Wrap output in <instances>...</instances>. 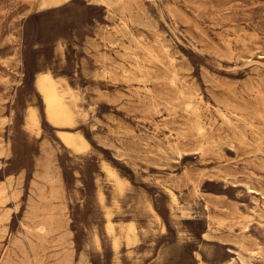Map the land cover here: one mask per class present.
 I'll return each mask as SVG.
<instances>
[{"label": "rangeland", "instance_id": "rangeland-1", "mask_svg": "<svg viewBox=\"0 0 264 264\" xmlns=\"http://www.w3.org/2000/svg\"><path fill=\"white\" fill-rule=\"evenodd\" d=\"M0 264H264V0H0Z\"/></svg>", "mask_w": 264, "mask_h": 264}, {"label": "bare ground", "instance_id": "bare-ground-1", "mask_svg": "<svg viewBox=\"0 0 264 264\" xmlns=\"http://www.w3.org/2000/svg\"><path fill=\"white\" fill-rule=\"evenodd\" d=\"M120 0H97V2L101 3L103 6H111L113 4L118 3ZM127 2V1H126ZM124 3V2H123ZM130 3V2H129ZM131 5V4H130ZM121 6V5H120ZM125 4L123 5V7ZM128 6V5H127ZM113 7V6H112ZM116 5L113 7L115 8ZM129 7V6H128ZM111 9V7H109ZM125 11L126 6L124 7ZM130 8V7H129ZM109 10V9H108ZM131 10V9H129ZM122 11V10H120ZM126 13V12H124ZM133 13V12H132ZM123 18V17H122ZM125 19V18H124ZM122 21V20H121ZM126 21V20H125ZM122 26V25H121ZM125 26V25H124ZM123 26V29H124ZM120 28V27H119ZM119 30V29H118ZM126 30V29H125ZM122 32V31H120ZM119 33V32H118ZM123 33V32H122ZM130 33V32H129ZM128 33V34H129ZM133 33V32H132ZM131 33V34H132ZM135 34V33H134ZM127 35V33H126ZM112 36V35H111ZM113 38V36L111 37ZM138 38V37H137ZM140 42V41H139ZM142 43V41H141ZM140 45V44H139ZM143 45V44H142ZM145 47V46H144ZM147 49V47H146ZM149 50V49H147ZM128 51V50H127ZM146 51V50H145ZM154 53V52H153ZM152 54V53H151ZM134 57V56H133ZM136 58V57H135ZM141 68V67H140ZM144 71V70H143ZM145 72V71H144ZM125 75V74H123ZM127 75V74H126ZM36 87L43 99L44 106H45V113L47 121L55 126V127H71L74 125L75 122V112L70 103L68 102V97L73 92L70 87L68 88L67 83L64 79L61 77H56L51 71H45L40 73L36 78ZM152 90V89H150ZM184 93V92H183ZM73 95V94H72ZM103 98V97H102ZM106 98V97H105ZM78 99V98H77ZM175 100V99H174ZM224 101V100H223ZM230 101V100H229ZM222 103V101H221ZM232 103V102H231ZM73 104V103H72ZM235 104V103H234ZM191 106V105H190ZM74 107V106H73ZM172 109V108H171ZM189 110V109H188ZM221 113V112H220ZM221 117V116H220ZM226 118V122L228 117L224 116ZM211 120V119H210ZM224 120V119H223ZM225 121V120H224ZM200 122V121H199ZM202 123V122H200ZM28 125L30 128H38L39 129V118L36 110L31 109L29 113V119H28ZM186 126V125H185ZM199 129L201 132H206V128L203 125L199 126ZM212 130V129H211ZM59 137L61 138L62 142L66 145V147L72 149L74 152L79 153L82 150L86 149L88 147L86 139L83 137L82 134L77 133H71L66 131H58ZM238 132V131H237ZM235 135V134H234ZM245 136V135H244ZM258 143V142H257ZM251 146V145H250ZM10 148V147H9ZM6 150V149H5ZM6 152V151H5ZM253 153V152H252ZM261 153V152H260ZM168 158V157H167ZM262 158V157H261ZM40 164V163H39ZM49 164V163H48ZM112 171V170H111ZM110 174V173H109ZM111 174H113L111 172ZM21 177V176H20ZM112 177V176H111ZM12 178V176H11ZM4 188V187H3ZM5 195V194H4ZM4 197V196H2ZM99 197L101 201H104V194L100 191ZM170 197L173 202H178L177 197L175 193L170 190ZM6 198V197H4ZM3 199V198H2ZM4 203V202H3ZM51 213V212H49ZM51 214H49V218ZM46 217V216H45ZM55 217V216H53ZM108 222H107V230L110 234H114V227L111 222V211L107 212ZM53 219V218H52ZM42 220V219H41ZM40 220V222H41ZM51 220V219H50ZM55 221V219H54ZM69 226V225H68ZM48 226L46 224H39L37 225V233L40 237L48 234ZM69 233H67L68 235ZM71 234V231H70ZM126 237L128 239L129 244L132 242H136V227L133 223H130V225L127 227V234ZM205 237V236H204ZM206 238V237H205ZM211 238V237H210ZM113 245L115 249H118L119 247V240L117 237H114L113 239ZM35 248V247H34ZM72 256V254H71ZM84 256V255H83ZM86 257V256H85ZM71 258V257H70ZM69 259V258H68ZM86 259V258H85ZM66 261V260H65ZM70 261V260H69ZM67 262V261H66ZM231 262V261H230Z\"/></svg>", "mask_w": 264, "mask_h": 264}]
</instances>
